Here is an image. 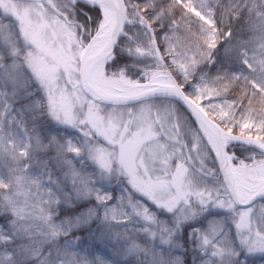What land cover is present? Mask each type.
<instances>
[{
    "label": "snow or ice",
    "instance_id": "6c2138e0",
    "mask_svg": "<svg viewBox=\"0 0 264 264\" xmlns=\"http://www.w3.org/2000/svg\"><path fill=\"white\" fill-rule=\"evenodd\" d=\"M254 102L264 0H0V264L264 257Z\"/></svg>",
    "mask_w": 264,
    "mask_h": 264
},
{
    "label": "rangeland",
    "instance_id": "374dc122",
    "mask_svg": "<svg viewBox=\"0 0 264 264\" xmlns=\"http://www.w3.org/2000/svg\"><path fill=\"white\" fill-rule=\"evenodd\" d=\"M193 2H195V0H193ZM116 194H118V193H116ZM84 235V233H81V236H83ZM85 247H87L88 245H87V243H85V245H84ZM111 246H109V248H110ZM101 251H103V252H105V254L107 253V250L106 249H103V247L101 248ZM178 255H181V253H177ZM192 255V254H191ZM256 256H261V254H259V253H256V254H253V255H251V256H243L242 255V257H241V259L242 260H245L246 259V262H247V264H251L250 263V261H248V259L249 258H254V257H256ZM197 264H198V262H197ZM253 264V263H252ZM256 264H264V262H257Z\"/></svg>",
    "mask_w": 264,
    "mask_h": 264
},
{
    "label": "flooded vegetation",
    "instance_id": "af4514ba",
    "mask_svg": "<svg viewBox=\"0 0 264 264\" xmlns=\"http://www.w3.org/2000/svg\"><path fill=\"white\" fill-rule=\"evenodd\" d=\"M248 261H250V263L252 264H256L257 262H264V257L262 256H256L254 258H249Z\"/></svg>",
    "mask_w": 264,
    "mask_h": 264
},
{
    "label": "trees",
    "instance_id": "16d2710c",
    "mask_svg": "<svg viewBox=\"0 0 264 264\" xmlns=\"http://www.w3.org/2000/svg\"><path fill=\"white\" fill-rule=\"evenodd\" d=\"M225 2H227V0H225ZM194 30V29H193ZM181 35H183L182 33H181ZM254 106L257 108V109H260V108H264V105H262V104H259V103H256V102H254ZM77 235H81V233H77ZM191 257V252H189V258Z\"/></svg>",
    "mask_w": 264,
    "mask_h": 264
}]
</instances>
